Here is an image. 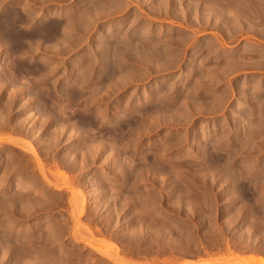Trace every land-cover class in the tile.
Instances as JSON below:
<instances>
[{
  "label": "rangeland",
  "instance_id": "obj_1",
  "mask_svg": "<svg viewBox=\"0 0 264 264\" xmlns=\"http://www.w3.org/2000/svg\"><path fill=\"white\" fill-rule=\"evenodd\" d=\"M1 1V18L17 17L23 4L32 11L30 30L52 22L73 28L67 40L27 35L22 53L8 41L0 45V116L13 89L11 72L19 78L17 62L29 73L17 86L33 88L24 96L31 110L9 121L30 117L28 134L0 127L8 264L264 261V0ZM196 2L251 7L190 6ZM34 86L55 89V100L69 104L64 120L44 133ZM84 117L93 124L83 126ZM66 124L53 158L35 148L37 138L46 147L49 133ZM15 140L31 143L38 158ZM57 171L70 185L53 176ZM77 192L81 208L69 203Z\"/></svg>",
  "mask_w": 264,
  "mask_h": 264
},
{
  "label": "bare ground",
  "instance_id": "obj_2",
  "mask_svg": "<svg viewBox=\"0 0 264 264\" xmlns=\"http://www.w3.org/2000/svg\"><path fill=\"white\" fill-rule=\"evenodd\" d=\"M1 1V0H0ZM11 1V0H10ZM37 1H39V0H37ZM42 1V0H41ZM2 2V1H1ZM16 3V5H19V3L17 4V2H15ZM31 4V3H33V2H27L26 4ZM24 5V4H23ZM23 5L21 6V8L23 7ZM32 5H35L34 3L32 4ZM1 6L2 5H0V8H1ZM11 6V5H10ZM9 6V7H10ZM14 5H12V7H13ZM27 6V5H26ZM36 6H37V3H36ZM11 7V8H12ZM18 7V9L20 8L19 6H17ZM33 7V6H32ZM32 7H30V8H32ZM39 7V6H38ZM4 8V7H3ZM14 8H16V6L14 7ZM20 8V9H21ZM25 8L26 7H24V9H21V11H19V13H18V9H17V12L15 11V12H13V13H15V15L17 14V17L15 16V17H10L12 14H11V11H10V16H7V17H3L2 15V17L3 18H1L0 17V45H2V44H6V41H8L7 42V45H8V48H9V43H11V45L10 46H12V47H10V48H12L11 50H13V49H18V50H20L21 48V52H19V53H22V50H24L25 48H26V41H25V47H24V42L22 41L23 40V38L26 36V38H27V35H37V37L38 38H40L39 36H51V38H52V36H54L53 38H55V36H57L58 38H59V35L61 36V38L62 39H70V38H68L69 37V35H71L72 33V31L70 32V30H72L73 28H71L70 29V27L71 26H69V25H66V26H64V28L63 29H61L60 28V26L58 25L59 24V22L57 23V22H55V23H53L52 22V24L53 25H51V23H48V26H46V25H37V26H39L38 28H36V29H31L30 30V28H29V25H28V28H27V22H28V20H30V18H29V14L32 12V11H30V13L28 12V11H26L25 10ZM28 8V7H27ZM35 8V7H34ZM110 8V7H109ZM112 8V7H111ZM2 9V8H1ZM10 9V8H9ZM33 9V8H32ZM101 9V8H100ZM100 9H99V11H100ZM119 9V8H118ZM175 9V8H174ZM8 10V9H7ZM12 10V9H11ZM27 10H29V9H27ZM31 10V9H30ZM34 10H36V9H34ZM104 9H102L101 10V12H104V11H106V10H104ZM109 10L110 9H108V12H109ZM115 10V9H114ZM148 10V9H147ZM181 10V9H180ZM9 11V10H8ZM38 11V10H37ZM165 11H166V9H165ZM167 11H169V10H167ZM5 12V11H4ZM3 12V13H4ZM98 12V11H97ZM100 12V13H101ZM107 12V11H106ZM110 12H111V10H110ZM170 12H171V10H170ZM175 12V11H174ZM99 13V15H101ZM105 13V12H104ZM167 13V12H166ZM223 13V12H222ZM7 14V13H6ZM8 14H9V12H8ZM32 14V13H31ZM42 14H44V13H42ZM169 14V13H168ZM181 14V13H180ZM183 14V13H182ZM103 15H106V14H103ZM107 15H109L108 13H107ZM172 15H173V13H172ZM184 15V14H183ZM4 16H6V15H4ZM32 16V15H31ZM178 16H180L179 14H178ZM177 16V17H178ZM182 16V15H181ZM215 16V15H214ZM183 17V16H182ZM182 17H179V18H181L182 19ZM186 18H184L183 20H185V19H188L187 18V16H185ZM89 18H90V16H89ZM92 18V17H91ZM148 18V17H147ZM174 18L176 19V17H175V14H174ZM94 19V18H93ZM31 20H32V18H31ZM34 20V19H33ZM178 20V19H177ZM180 20V19H179ZM53 21V20H52ZM89 21V20H88ZM88 21H86L87 23H88ZM32 22V21H31ZM90 22V21H89ZM34 23V22H33ZM57 23V24H56ZM91 23V22H90ZM93 23V22H92ZM30 24H32V23H30ZM84 24H86V23H84ZM50 25V26H49ZM71 25V24H70ZM89 25V24H88ZM85 26V25H84ZM111 26V25H110ZM89 27H90V25H89ZM33 28V27H32ZM61 30H60V29ZM74 29H75V27H74ZM111 29V28H110ZM106 31V30H105ZM110 31V30H109ZM70 33V34H69ZM112 33V32H111ZM74 34V33H73ZM108 35V34H107ZM109 36V35H108ZM64 37V38H63ZM71 37V36H70ZM28 38H29V36H28ZM123 38V37H122ZM107 39V38H106ZM127 39V38H126ZM60 40V39H59ZM125 40V39H124ZM61 41V40H60ZM5 42V43H4ZM62 42H64L63 40H62ZM69 43V42H68ZM70 44V43H69ZM68 44V45H69ZM7 45H6V47H7ZM67 45V46H68ZM108 47V46H107ZM106 47V48H107ZM109 47H110V45H109ZM7 48V49H8ZM24 48V49H23ZM115 48V47H114ZM18 50H16V53H11V54H16L17 55V51ZM105 50V49H104ZM8 51V50H7ZM10 52H13V51H10ZM15 52V51H14ZM18 53V54H19ZM157 53V52H156ZM13 56V55H12ZM15 56V55H14ZM13 56V57H14ZM19 57H20V55H18ZM18 56H16V58L15 59H18L19 60V58H17ZM10 58H11V56H10ZM13 60V58L11 59V61ZM11 61H10V63H11ZM14 61V60H13ZM21 61V60H20ZM24 61V60H23ZM9 62V61H8ZM17 61L15 60V63H16ZM14 63V64H15ZM13 64V63H12ZM10 65L11 64H9V67H10ZM16 66H18V67H16V70L18 69L19 71H17L16 72V74L18 73V76H19V78H15V77H13V75L15 76V74H13L12 72H11V70H10V72H11V74H12V77H11V79H10V81L12 82L11 83V85H12V87H13V89H12V91H10L11 93H10V98L7 100V105H6V109H7V111H6V116H3V115H1L0 117V127L2 128V127H4V129L5 128H9L10 129V132H11V130L13 131L12 133H23L24 132V134L25 133H27L26 132V128H25V123L27 122V118H30V117H27L26 119L24 118V119H22V120H19V121H17V122H13V125H10L9 124V121L12 119L11 117V115L13 114H15V115H17L16 117H18V116H20L21 115V113H23L25 110H26V112H27V109L29 110H31V106H29L30 104H29V98L27 99V98H25L24 96L26 95L25 93L27 92V90L28 89H33V88H29V87H31V86H29V87H27V89L21 84H19L20 86H17V81L19 82V80H21V78L22 79H24L26 76L25 75H27V74H29L26 70H27V68L26 69H23V68H25V67H23L22 65H24L23 64V62H22V64H20V66H19V62H17V64H15ZM15 65L13 66V67H15ZM25 66V65H24ZM4 67V66H3ZM12 67V66H11ZM12 67V68H13ZM23 67V68H22ZM11 68V69H12ZM10 69V68H9ZM30 69V68H29ZM28 69V70H29ZM15 70V71H16ZM31 71H32V69H31ZM38 70H36V72H37ZM25 72H26V74H25ZM40 73V72H39ZM38 73V74H39ZM5 73H3V75H4ZM8 74V73H7ZM11 74H9V75H11ZM6 75V74H5ZM5 75L3 76V77H5ZM8 75V76H9ZM25 77H24V76ZM32 75V74H31ZM7 76V77H8ZM17 75H16V77H18ZM29 76V75H28ZM36 76V75H35ZM24 77V78H23ZM9 79V78H8ZM22 81V80H21ZM27 81V80H26ZM4 82L2 81V83L1 84H3ZM7 83H9V82H7ZM6 83V84H7ZM27 83V82H26ZM29 83V82H28ZM5 84V83H4ZM10 84V83H9ZM32 85H34V84H32ZM38 85V84H37ZM37 85H35V86H37ZM7 86V85H6ZM34 86V87H35ZM39 86V85H38ZM37 86V87H38ZM33 87V86H32ZM37 87H35V88H37ZM40 87V86H39ZM42 88V87H41ZM45 89V88H44ZM68 89V88H67ZM2 90H3V87L2 86H0V103H1V101L3 100V98H4V95H3V92H2ZM49 90V91H48ZM47 90V92L46 93H44V91H42V89H40V88H37L36 89V91H35V89L33 90L34 92H32V93H34L33 95H34V97H36L35 99L37 100L36 101V104L35 105H33L34 107H33V109H34V113H36V115H37V118L38 117H40L41 115L40 114H42L43 113V115H45L46 114V117H45V119L43 120V123H42V125H41V128H40V130L44 133V132H47L49 129H52V127H54L56 124L58 125V124H60V120H64V116H63V113L67 110V108H69L68 107V105L69 104H64V103H61L62 102V99H60L61 100V104H59L56 100L58 99L56 96H57V94H58V92L56 93V91H55V89H53V90H51V89H48ZM78 90V89H77ZM62 91V90H61ZM43 92V93H42ZM31 93V94H32ZM64 93H65V91H64ZM60 95V94H59ZM58 95V96H59ZM68 95H70V94H68ZM42 96V100H41V97ZM27 97H29L28 95H27ZM59 97H61V96H59ZM64 97V96H63ZM68 97V96H67ZM27 99L26 100V102L24 101L23 103L21 102L20 103V105L18 106V109L19 110H15L14 111V109H15V105H16V103L18 102V100H22V99ZM32 98V97H31ZM40 98V99H39ZM55 98H57L56 100H55ZM62 98V97H61ZM71 99V98H70ZM80 99V98H79ZM39 100H41L40 102H39ZM72 100V99H71ZM31 102V101H30ZM42 102V103H41ZM69 102V101H68ZM72 103V102H71ZM19 104V103H18ZM69 113V112H68ZM84 114V113H83ZM87 114V113H86ZM31 115H32V113H31ZM36 115H35V117H36ZM40 115V116H39ZM69 115V114H68ZM85 116H87V115H85ZM90 117V116H89ZM19 118V117H18ZM32 118H34L33 116H32ZM37 118H35L34 120V123H33V125H31V127H37V124H38V120H37ZM42 118V117H41ZM21 119V118H20ZM90 119H91V117H90ZM90 119H88V117H84V119H83V121L82 120H80V121H82L83 122V126H90V125H92L93 124V121L92 120H90ZM30 120V119H29ZM138 120V119H137ZM16 121V120H15ZM26 121V122H25ZM42 121V120H41ZM12 122V121H11ZM61 123H63L62 121H61ZM73 123V122H72ZM64 124V123H63ZM69 125V124H68ZM67 124H66V126L65 125H63L62 127H61V129H57V128H54L50 133H49V135H48V138L49 139H47L48 141H49V143H47L48 145L46 146V147H44V143H42V141H40V138L38 139H36V142L35 143H37L36 144V147L35 148H40V149H42V151L44 150L45 151V153L47 154V152H50V154H52L50 157H52L53 158V156H54V147L56 146V144L58 143V142H60L59 141V139H61L60 137H61V135H62V131L64 130V129H66V127L68 128L69 126H68ZM122 125V124H121ZM124 125V124H123ZM120 126V125H119ZM0 128V129H1ZM3 129V128H2ZM37 130V129H36ZM38 130H39V127H38ZM61 130V131H60ZM85 130V129H84ZM118 130V129H117ZM130 130V129H129ZM28 131V130H27ZM40 131V132H41ZM73 131H74V134L76 133L75 131H77V130H75V129H73ZM19 133V134H20ZM33 133H35L34 131H33ZM37 133V132H36ZM35 133V134H36ZM28 134V133H27ZM38 134V133H37ZM36 134V135H37ZM70 134L72 135L73 133L72 132H70ZM73 134V135H74ZM77 134V133H76ZM85 134V133H84ZM107 134V133H106ZM118 134V133H117ZM116 134V135H117ZM122 134V133H121ZM21 135V134H20ZM26 135V134H25ZM110 135V134H109ZM113 135V134H112ZM131 135V134H130ZM31 136V135H30ZM70 136V135H69ZM77 136H78V134H77ZM122 136V135H121ZM132 136V135H131ZM28 137V136H27ZM42 138V137H41ZM71 138V137H70ZM35 139V138H34ZM69 139V138H68ZM119 139V138H118ZM128 139V138H127ZM46 140V141H47ZM92 141V140H91ZM116 141V140H115ZM118 141V140H117ZM17 143L18 142V140L16 141H14V143ZM21 142L22 141H20L19 140V142H18V144L20 143V145L19 146H21V147H23L22 146V144H23V142H22V144H21ZM41 142V143H40ZM114 142V141H113ZM121 142V141H120ZM15 143V144H16ZM26 143V142H25ZM39 143V144H38ZM96 143V142H95ZM100 143V142H99ZM115 143H117V142H115ZM28 144V145H27ZM81 144V143H80ZM24 145V144H23ZM30 145H31V143H30ZM29 145V143H26V146L24 145V150L26 149V150H28V152L32 155V157H34V159L35 158H38L37 157V151H36V149L34 148V147H32V146H30ZM83 145V144H82ZM89 146V145H88ZM95 146V145H94ZM97 146V145H96ZM102 146H104V147H102V150L104 149L105 150V148L108 146L107 144H105V145H102ZM26 147V148H25ZM72 147V146H71ZM85 147V146H84ZM99 147V146H98ZM101 147V146H100ZM113 147V146H112ZM117 147V146H116ZM125 147V146H124ZM91 148V147H90ZM95 148V150L96 149H98L99 150V148H96V147H94ZM110 148V147H109ZM57 149V148H56ZM37 150H39V149H37ZM110 150V149H109ZM115 150V149H114ZM119 150V149H118ZM106 151V150H105ZM113 151V150H112ZM27 152V151H26ZM96 152V151H95ZM25 153V152H24ZM57 153V152H56ZM98 153V152H97ZM112 153V152H111ZM110 153V155H112ZM113 153H115L114 151H113ZM122 153L124 154V149L122 150ZM49 154V153H48ZM49 154V155H50ZM56 155V154H55ZM126 155V154H125ZM124 155V156H125ZM127 156V155H126ZM20 158V157H19ZM116 158V157H115ZM114 158V159H115ZM113 159V160H114ZM117 159V158H116ZM131 159V158H130ZM24 160V159H23ZM65 161V160H64ZM67 161V160H66ZM131 161V160H130ZM132 161H133V159H132ZM124 162H125V160H124ZM125 163H127V162H125ZM37 164H38V162H37ZM113 165V164H112ZM13 166V165H12ZM129 166V165H128ZM37 168H38V170H40V174H42L41 176H45L46 175V173L45 172H43L42 171V166L41 165H39L38 164V166H37ZM124 168V167H123ZM126 169V168H125ZM223 169V168H222ZM44 170V169H43ZM225 170V169H224ZM230 170V169H229ZM54 173V172H53ZM236 173V172H235ZM6 174V173H5ZM13 174V173H12ZM20 174V173H19ZM18 174V175H19ZM229 175V174H228ZM23 176V175H22ZM53 176H55L57 179H59L60 181H63V182H65V183H69V179L70 178H68L63 172H59V171H57L56 173H55V175L53 174ZM233 176V175H232ZM2 177V176H1ZM54 177V178H55ZM231 177V176H230ZM17 178H19V177H17ZM24 178H25V176H24ZM45 179H46V177H44ZM43 178V179H44ZM55 178V179H56ZM234 178V177H233ZM1 179V178H0ZM27 179V178H26ZM22 180H24V179H21V178H19L18 180H16V181H18L17 182V184L18 185H21L22 183H23V181ZM48 180V179H47ZM47 183H48V181H47ZM66 184V185H67ZM56 185V184H55ZM68 185H70V184H68ZM102 190V189H101ZM100 190V191H101ZM109 190V189H108ZM96 191H98V189L96 190ZM103 191V190H102ZM106 191V190H105ZM94 193H95V191H93ZM100 193V192H99ZM102 194V193H101ZM82 198H83V193L82 192H77V193H72V197H71V199H70V201H69V203L71 202L74 206H76V207H79L80 205L82 206ZM17 201V200H16ZM70 203V204H71ZM71 204V205H72ZM80 204V205H79ZM81 206H80V208H81ZM76 207H75V209H76ZM79 229V228H78ZM86 230V229H85ZM87 231V230H86ZM78 232H79V230H78ZM85 232V231H84ZM87 233V232H86ZM85 233V234H86ZM79 234V233H78ZM77 234V235H78ZM81 234V233H80ZM83 234V233H82ZM75 235V234H74ZM80 238V237H79ZM9 239H11L10 238V232L6 229V228H4V227H2V229L0 230V258H1V264H8L9 262H10V260H11V254H10V251H11V249H10V241L11 240H9ZM83 239H84V237H83ZM16 244V243H15ZM111 256V255H110ZM256 258V257H255ZM249 259H252V257H250ZM254 259V258H253ZM252 259V260H253ZM251 260V261H252ZM258 264H264V261L262 260V259H258L257 261H256ZM251 264V263H250Z\"/></svg>",
  "mask_w": 264,
  "mask_h": 264
},
{
  "label": "crops",
  "instance_id": "obj_3",
  "mask_svg": "<svg viewBox=\"0 0 264 264\" xmlns=\"http://www.w3.org/2000/svg\"><path fill=\"white\" fill-rule=\"evenodd\" d=\"M192 7H199V6H213V7H221L223 9V7H233L231 9H241V8H244V7H251V6H248V5H245V4H232L231 2H215L213 3L212 5H204V4H200V3H193L192 5H190ZM220 8V9H221ZM264 55L262 54L261 55V60L258 62L259 66L260 67H263L264 66ZM258 66V65H257ZM238 67L235 66H230L229 67V71H228V76H231L233 73L236 72ZM234 70V71H233ZM225 72V71H224ZM214 73H212V77L213 78H221V76L219 75H213ZM216 76V77H215Z\"/></svg>",
  "mask_w": 264,
  "mask_h": 264
}]
</instances>
